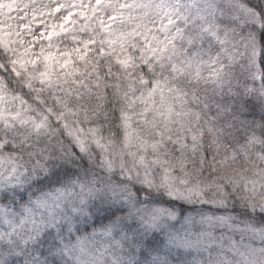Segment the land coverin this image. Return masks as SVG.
<instances>
[{
  "label": "clouds",
  "instance_id": "9594fccd",
  "mask_svg": "<svg viewBox=\"0 0 264 264\" xmlns=\"http://www.w3.org/2000/svg\"><path fill=\"white\" fill-rule=\"evenodd\" d=\"M0 264H264V0H0Z\"/></svg>",
  "mask_w": 264,
  "mask_h": 264
}]
</instances>
